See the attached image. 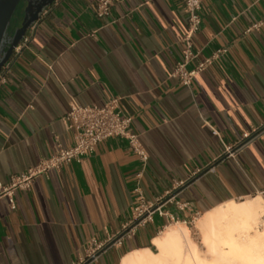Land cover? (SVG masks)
I'll list each match as a JSON object with an SVG mask.
<instances>
[{
  "label": "crops",
  "instance_id": "crops-1",
  "mask_svg": "<svg viewBox=\"0 0 264 264\" xmlns=\"http://www.w3.org/2000/svg\"><path fill=\"white\" fill-rule=\"evenodd\" d=\"M200 15L189 69L227 51L187 87L170 76L188 29L181 0H120L103 19L94 0H55L41 14L1 72L0 184L74 144L73 102L118 98L149 159L139 179V157L111 138L16 192V209L1 198L0 264H122L169 227L264 189V0H203ZM139 197L171 199L162 210L175 220L156 213L112 243ZM94 243L105 247L89 258Z\"/></svg>",
  "mask_w": 264,
  "mask_h": 264
},
{
  "label": "built area",
  "instance_id": "built-area-1",
  "mask_svg": "<svg viewBox=\"0 0 264 264\" xmlns=\"http://www.w3.org/2000/svg\"><path fill=\"white\" fill-rule=\"evenodd\" d=\"M120 0H94L96 14L100 19L107 17L110 14L111 7ZM185 12L187 14L188 29L187 33L182 38V58L174 66L170 76L178 80L182 86L191 87L196 75L211 66L213 62L224 54L227 49H220L214 52L211 56L199 60L197 65L189 69V64L199 58V52L194 50V37L200 31L202 25V17L200 10L203 0H181ZM257 25H254V28ZM28 42L27 35L23 38L20 44L15 47L13 55L19 53L23 46ZM12 55V56H13ZM11 59V58H10ZM9 61L0 71V81H5V77L1 76V72L6 68ZM133 118L124 113L120 107L118 98L110 99L104 106L87 105L82 106L75 102L71 103L70 110L64 118V123L68 130L75 132V142L72 146L61 147L55 154L43 159L39 164L27 169L26 171L13 175L8 184H0V199L7 198L11 208L16 209L15 194L18 191H28L31 189L33 181L41 175H47L50 170H59L65 165L77 162L80 163L85 157L92 155L97 146L111 138H122L128 142L129 148L135 153L142 163V171L137 175L140 179L143 170L146 169L148 163V153L139 142L138 135L132 131ZM215 133H217L215 131ZM231 149H227L226 154H232ZM180 186V185H178ZM139 192V188H136ZM264 200V189L257 193ZM141 196V195H140ZM140 204L132 211V219L128 223L123 232H121L112 243H121L125 237L132 235L136 228L143 225L154 214L170 217L171 221L175 218L162 210V204L167 201H157L153 204H144L142 197H139ZM180 210L188 208L187 203H177ZM198 219L192 220L184 225L188 226L195 223ZM261 228H264V214L261 217ZM105 245L94 243L90 250L89 258L95 257ZM83 261H81L82 263ZM80 263V264H81Z\"/></svg>",
  "mask_w": 264,
  "mask_h": 264
},
{
  "label": "bare ground",
  "instance_id": "bare-ground-1",
  "mask_svg": "<svg viewBox=\"0 0 264 264\" xmlns=\"http://www.w3.org/2000/svg\"><path fill=\"white\" fill-rule=\"evenodd\" d=\"M263 214L264 200L259 195L206 214L201 227L211 258L202 256L189 229L179 226L155 239L157 253L133 252L122 264H264V232L259 228Z\"/></svg>",
  "mask_w": 264,
  "mask_h": 264
},
{
  "label": "water",
  "instance_id": "water-1",
  "mask_svg": "<svg viewBox=\"0 0 264 264\" xmlns=\"http://www.w3.org/2000/svg\"><path fill=\"white\" fill-rule=\"evenodd\" d=\"M21 2L22 14L13 23V17ZM55 0H0V71L10 60L28 31L35 25Z\"/></svg>",
  "mask_w": 264,
  "mask_h": 264
},
{
  "label": "rangeland",
  "instance_id": "rangeland-1",
  "mask_svg": "<svg viewBox=\"0 0 264 264\" xmlns=\"http://www.w3.org/2000/svg\"><path fill=\"white\" fill-rule=\"evenodd\" d=\"M23 6H24V2H21L17 8V11L15 12L14 14V17H13V23L15 22V20L17 18H19L21 16V14L23 13L22 12V9H23ZM258 195H255L253 197H256ZM252 197L248 198V199H251ZM248 199H244V200H237V202H242V201H245V200H248ZM203 217L199 218L195 223L191 224V225H176V226H172V227H169L165 233L170 229V228H178L179 226H184V227H187L190 231V237L192 239V241L198 246V249L200 250L201 252V255L204 256V257H210L208 255V249L207 247L203 244V237H204V232L205 230H203V228L201 227V220H202ZM201 227V228H200ZM260 230L262 232H264V229H262L261 227H259ZM164 233V234H165ZM163 236V235H162ZM154 252H157V249H154ZM211 258V257H210Z\"/></svg>",
  "mask_w": 264,
  "mask_h": 264
}]
</instances>
